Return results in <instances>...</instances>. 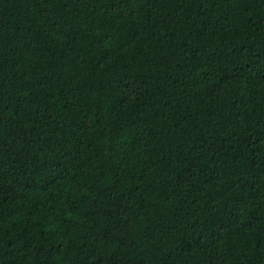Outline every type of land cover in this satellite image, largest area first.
Instances as JSON below:
<instances>
[{"label":"trees","instance_id":"1","mask_svg":"<svg viewBox=\"0 0 264 264\" xmlns=\"http://www.w3.org/2000/svg\"><path fill=\"white\" fill-rule=\"evenodd\" d=\"M0 264H264V0H0Z\"/></svg>","mask_w":264,"mask_h":264}]
</instances>
